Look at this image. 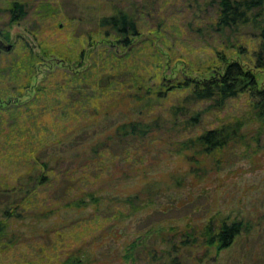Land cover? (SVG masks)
Segmentation results:
<instances>
[{"label": "trees", "instance_id": "16d2710c", "mask_svg": "<svg viewBox=\"0 0 264 264\" xmlns=\"http://www.w3.org/2000/svg\"><path fill=\"white\" fill-rule=\"evenodd\" d=\"M195 1L196 15L207 8L215 10L214 17L201 25L195 26L193 21H189L188 25L197 33L202 34L208 27L217 34L236 35L245 27L255 28L259 45L253 55V65L246 66V63L230 57L227 51L220 48L215 50L207 64L181 70L183 77H167L160 72L154 75L158 79L156 83L148 82L147 75L140 73L141 69L130 61L135 41L141 36L139 9L135 3L129 7L113 4L112 14L90 19L96 22V28L87 31L86 43L94 46L102 42V45L92 49L90 56L93 62L84 69L81 67L85 63V48L73 65L70 63L76 56L73 58L68 52L47 48L42 42H39L41 51H36L22 39L19 56L13 61L20 65L21 74L27 71L28 75L24 74L26 80L17 91L18 97L31 84V76L37 72L38 64L51 53L62 56V65L47 72L32 102L6 104L4 107L9 109V117L0 118V127L8 124L10 133L15 130L20 132L13 139L25 141L20 154L22 159L25 157L28 160L26 169L15 182L3 183L0 187V255L24 239L21 232L11 229L16 220L24 221L31 216L40 222L49 220L62 209L81 211L89 207L93 209V215L107 221L110 218L121 221L135 215L153 203L163 188L169 187V183L163 186L159 180L150 181L140 192L135 190L123 195L126 182L136 175L145 178L147 163L153 162L154 158L158 160L156 154L165 151L167 146L176 145L189 164L174 182L180 185L187 182L194 187L222 179L220 173L228 164L230 151L243 145L251 146L247 129L249 123L259 121L258 130L264 131V86L257 72H264V0ZM30 2L11 0L3 8L10 25L28 15ZM153 30L160 32L159 28ZM0 34L6 39L11 38L8 29L0 30ZM36 37L40 40L39 36ZM152 43L151 40L148 55L159 67L163 56L157 49H152ZM124 48L126 50L122 52ZM130 88L134 91L128 93ZM179 92L184 95L166 104L168 106L164 110L150 108L151 114L142 111L136 117L109 124L110 127L91 128L94 123L99 127L102 117L110 116L115 109L127 105L128 95L136 100L155 95L157 100H161ZM244 93L248 95L245 112L219 118L217 125L195 135L184 136L185 131L201 126L205 115L224 110L230 100ZM149 101V104L152 103V98ZM205 102H208L206 106L203 105ZM4 107L0 106V110ZM88 109L92 111L88 113ZM29 114L36 115V125L44 122V114L47 115L48 135L41 132L22 133L20 121L27 120ZM3 128L6 129L5 126ZM258 166L260 162L255 161L253 168ZM227 176L229 173L223 179ZM44 186L51 187L41 201L42 198H37V195ZM37 199L41 203L34 208ZM254 226L250 218L232 217L217 211L201 223L189 221L183 227L171 226L162 233L163 241L168 244L165 248L146 249L142 242L145 235L141 234L127 247L125 257L130 260L127 264H138L139 255L148 253L151 254L148 264H183L180 256L203 248L199 258L202 260L203 256L214 251L220 253L231 248L241 236L250 234ZM53 230L60 236L65 235L60 227H50L46 234ZM107 231L116 239L124 233L121 228H114L113 223L111 230ZM175 237L181 240L176 242ZM78 251L83 255L70 254L62 264H84L96 260L83 247ZM21 264L37 262L26 259ZM194 264H200V261Z\"/></svg>", "mask_w": 264, "mask_h": 264}, {"label": "rangeland", "instance_id": "374dc122", "mask_svg": "<svg viewBox=\"0 0 264 264\" xmlns=\"http://www.w3.org/2000/svg\"><path fill=\"white\" fill-rule=\"evenodd\" d=\"M10 1L0 0V30L8 29L11 32L10 39L0 34V40L3 39L5 44H13L10 51L0 47L1 107L15 101L32 102L37 95V87L43 82L47 72L62 65L60 63L62 56L51 53L46 60L38 64L37 72L31 76V84L18 97L17 91L22 88L26 80L25 75H28L27 71L21 74L20 65L13 61V58L19 56L22 39L30 43L36 51H41L39 42H42L48 46L47 48L68 52L73 58L76 56L71 63L69 62L73 65L78 62V55L85 48L87 51L85 63L81 69L87 68L93 62L90 56L92 49L100 48L102 45V42H97L94 46H88L86 43L87 31L96 28V22L90 19L93 16L112 14L113 4L127 7L132 3L138 5L141 36L135 41L130 61L141 69L140 73L147 75L148 82L156 83L158 79L154 75L160 72L167 77H183L181 70H187L188 67L196 69L207 64L214 56L215 50L220 48L227 51L230 57L238 58L246 63V66H251L254 62V52L259 45V37L253 26L245 27L236 35L217 34L205 26L202 34L197 33L188 25L189 21H193L195 26L201 25L214 17L215 10L207 8L196 15L193 6L196 4L195 0H30L28 15L12 25L9 24L3 9ZM199 1L204 3V0ZM49 5L55 8L50 9ZM153 28H159L160 32H155ZM36 36H39L40 40ZM151 40L152 49H157L163 56L159 67L148 55ZM125 50L122 49V52ZM257 72L260 83L264 86V72L260 70ZM58 73L59 71L56 74ZM192 74L195 75L194 72ZM131 91L134 90L130 88L128 93ZM182 94L184 95L183 92L174 93L161 100L152 95L150 98L153 101L150 104V98L136 100L128 95L127 105L115 109L110 116L102 117L99 127L94 123L91 128L96 129L124 121L129 117H136L142 111L151 114L150 108L155 111L164 110L165 106H168L166 104L177 101ZM247 100L248 95L245 93L230 100L224 110L208 113L201 126L185 131L184 136L195 135L205 128L217 125L220 122L219 118L225 119L245 112L248 109ZM207 103L203 105L206 106ZM8 110L6 107L0 110V118L3 116L8 118L10 112ZM91 111L87 110L88 113ZM46 116L44 114L45 120ZM35 119L36 115L29 114L27 120L20 121L22 133L41 132L48 135L47 122L44 120L36 125ZM249 124L247 129L251 146L243 145L230 151L228 164L220 173L222 179L217 178L210 183L194 187L187 182L183 185L175 183L189 164L178 152L176 145L167 146L165 151L156 154L158 160L152 157L153 162L147 163L146 177L141 179L136 175L130 178L123 191V195L135 190L140 192L146 183L154 180H159L163 186L169 183V187L163 188L153 203L121 221L111 218L107 221L93 215L91 207L81 211L62 209L49 220L40 222L31 216L24 221L16 220L11 229L21 232L24 239L0 255V264H21V261L26 259H33L37 264H62L70 254L82 256L83 252L78 251L81 247L91 257L96 258L92 260L93 262L84 264H127L130 260L125 257L126 249L139 235H145L142 242L147 246L146 249L165 248L168 244L163 241L162 233L167 232L171 226L183 227L189 221L201 223L217 211L232 217L250 218L255 226L250 234L241 236L231 248L223 249L220 253L214 251L203 256L202 260L199 258L204 251L203 248L193 250V254L185 252L180 256L183 264H194L195 261H200V264H264V131L258 130L259 121ZM7 125L0 127V187L3 183L15 182L28 164V160L25 157L22 159L20 154L26 144L25 141L13 139L20 132L15 130L10 133ZM26 129L28 130L24 132ZM253 136H257V139ZM255 161H259L260 166L253 168ZM227 173L229 176L223 179ZM50 187H42L37 198H42V201ZM35 201L34 208L41 203L40 199ZM80 218L83 219L79 220ZM112 223L114 228H121L124 231L119 239L107 231L111 230ZM50 227H60L65 235L60 236L55 230L46 234ZM62 236L63 238H60ZM179 240L180 237L174 239L176 242ZM140 255L137 259L138 264H148L151 254Z\"/></svg>", "mask_w": 264, "mask_h": 264}, {"label": "water", "instance_id": "95a60500", "mask_svg": "<svg viewBox=\"0 0 264 264\" xmlns=\"http://www.w3.org/2000/svg\"><path fill=\"white\" fill-rule=\"evenodd\" d=\"M0 47H2L6 51H10L13 48V44H11V43L5 44L4 40L1 39L0 40Z\"/></svg>", "mask_w": 264, "mask_h": 264}]
</instances>
